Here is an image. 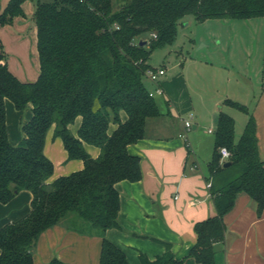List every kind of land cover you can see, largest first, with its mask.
<instances>
[{"label":"trees","instance_id":"16d2710c","mask_svg":"<svg viewBox=\"0 0 264 264\" xmlns=\"http://www.w3.org/2000/svg\"><path fill=\"white\" fill-rule=\"evenodd\" d=\"M25 0L0 6V28L25 15ZM40 73L32 82L20 80L9 68L0 37V202L7 203L20 190L32 192L31 211L0 228V264H34V247L40 234L61 222L78 232L102 237L99 264H130L124 251L106 238L119 227L120 180L141 179L140 156L128 145L146 136L149 117L160 108L151 96L145 71L157 47L174 41L184 17H264V0H35ZM141 40H146L141 44ZM16 108L32 105V117L23 125L25 136L10 143L6 99ZM226 102L249 113L245 104ZM127 114L122 120L121 111ZM78 116L74 134L69 125ZM117 124L110 133L111 124ZM54 127L70 159L84 167L49 182L54 163L45 154L46 135ZM84 143L100 148L93 157ZM231 155L221 160L220 148ZM226 161L230 164L224 166ZM210 190L217 212L195 224L197 241L189 255L199 264H218L215 244L224 241V215L239 192H247L264 210V160L259 154L257 123L250 113L239 140L235 120L221 111L209 162ZM142 264H184L167 250ZM53 259L49 264H60Z\"/></svg>","mask_w":264,"mask_h":264},{"label":"crops","instance_id":"0c3cea01","mask_svg":"<svg viewBox=\"0 0 264 264\" xmlns=\"http://www.w3.org/2000/svg\"><path fill=\"white\" fill-rule=\"evenodd\" d=\"M8 1L0 0L1 10ZM22 7L25 15L16 16L11 24L2 26L0 37L10 70L20 80L32 82L40 73L37 26L33 17L35 0H25ZM245 19L264 31V17ZM187 60L188 57L182 68L170 76L165 63L154 65L149 61L152 66L166 69L160 81L163 93L155 95L161 98L160 101L156 99L161 114L149 117L146 136L128 145L131 154L140 156L142 177L137 181L124 179L116 183L120 193V226L105 232L106 238L124 251L130 264H142L141 254L154 260L169 249L176 258L184 259V264H199L189 252L197 241L195 224L217 212L208 182L219 114L224 104L236 107L226 99L245 101L244 97L249 96L252 89H258L253 96L256 100L253 115L257 123L259 154L264 160V58L257 77H246L245 73L241 81L233 79L229 71L214 73V64L197 56L190 57L187 75ZM195 77L202 81L214 80V93L205 97ZM145 81L148 88L154 87L146 77ZM196 93L197 101L204 106L200 111L196 110ZM5 105L8 138L11 144L17 145L25 136L23 125L32 117V105L19 110L8 98ZM193 110L197 111V119L202 124L210 122L216 128L209 127L202 130L204 133H187L180 116ZM203 110L206 116H200ZM121 117L127 119L124 110ZM81 121L82 117L78 116L69 125L74 134ZM198 124L199 121L195 122L192 128L196 129ZM116 126L112 123L109 132ZM54 127L48 131L44 146L45 154L54 163L49 182L84 167L82 159L68 157L62 138L54 135ZM84 144L93 157L99 155L98 146ZM202 155L207 159L206 165L200 161ZM193 165L196 167L192 168ZM32 197L30 190L22 189L7 203L0 202V228L27 216L32 208ZM224 222L225 239L215 244L217 263L264 264V210L258 214L256 202L247 192L237 194L234 206L224 215ZM101 243V236L78 232L63 221L40 234L34 247V264H49L53 259L60 264H99Z\"/></svg>","mask_w":264,"mask_h":264},{"label":"rangeland","instance_id":"374dc122","mask_svg":"<svg viewBox=\"0 0 264 264\" xmlns=\"http://www.w3.org/2000/svg\"><path fill=\"white\" fill-rule=\"evenodd\" d=\"M201 43H203V46H200ZM191 56L211 61L215 66L213 68L214 73L221 71L224 74L229 71L231 77L233 79L237 78L239 81L244 79L242 74L245 73L246 77H254V75L257 77L256 72L261 68L264 58V31L260 26L247 22L245 18H213L199 21L193 15H188L181 19L174 41L154 49L149 61L154 65L165 63L168 69L167 74L170 76L174 71L182 68L188 57L185 71L188 75L187 71H189V59ZM195 79L197 80L196 77ZM210 79L208 78L205 81L197 80L198 85H200L198 87H201L205 97L213 94L214 86L216 87L214 80L212 82V79ZM257 91L258 89L250 90L251 94L244 97L245 101H241V103L248 106L249 113L226 104L221 109V111L231 115L235 120L236 141L239 140L243 133L249 114L254 112L256 100L253 96ZM156 99L161 100L160 97ZM195 99L198 103V109L196 108V110H202L204 106H202L200 101H197L199 100L197 93L195 94ZM196 110L185 112L180 116L183 124L186 120H189L191 124L199 121L198 127L193 129L191 126V128L187 129V133H190V131L204 133L203 131L209 127L216 128L210 122L205 125L202 124L197 119ZM200 116H206V112L203 110ZM177 121L175 120V125H178ZM211 135L214 136V134ZM202 156H200V161L202 165H206L207 159H204V155Z\"/></svg>","mask_w":264,"mask_h":264},{"label":"built area","instance_id":"2783aa9c","mask_svg":"<svg viewBox=\"0 0 264 264\" xmlns=\"http://www.w3.org/2000/svg\"><path fill=\"white\" fill-rule=\"evenodd\" d=\"M166 75V69L163 66H151L145 71V77L154 84L153 88H149V93L151 96H155L157 94L163 93V88L161 86V78ZM192 124L189 120L185 121V127L187 129L191 128ZM211 131V129H210ZM221 152V160L228 158L231 153L226 146H222L220 148ZM196 165H193L192 168H195ZM211 181L208 182V186L210 187Z\"/></svg>","mask_w":264,"mask_h":264},{"label":"water","instance_id":"95a60500","mask_svg":"<svg viewBox=\"0 0 264 264\" xmlns=\"http://www.w3.org/2000/svg\"><path fill=\"white\" fill-rule=\"evenodd\" d=\"M140 43H141V44H145V43H146V40H141ZM229 164H230V161H226V162L224 163V166H227V165H229Z\"/></svg>","mask_w":264,"mask_h":264}]
</instances>
